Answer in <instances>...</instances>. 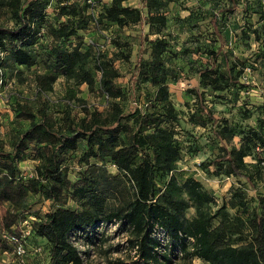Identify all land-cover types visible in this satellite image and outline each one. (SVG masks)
<instances>
[{"label":"trees","instance_id":"16d2710c","mask_svg":"<svg viewBox=\"0 0 264 264\" xmlns=\"http://www.w3.org/2000/svg\"><path fill=\"white\" fill-rule=\"evenodd\" d=\"M48 1L0 0L12 22L0 23V80L8 68L32 66L40 55L37 43L47 34L51 41L45 48V61L49 66L65 80L85 83L88 91L97 84L107 105L84 108L83 117H64L55 126L45 111L35 113L26 103H14L15 116L28 125L14 132L8 148L0 140V251L12 250L14 244L7 237L18 235L20 223L32 216L27 244L32 237L46 239L53 264H82L69 234L114 222L126 226L128 242L141 264H171L174 259L190 264L193 258L209 264H264V138L251 127L241 133L238 144H230L232 128L227 120L214 116L200 90L221 92L248 86L225 55L226 42L216 15L209 21L218 45L210 51V63L195 71L197 85L190 89L195 109L188 116L200 126L210 121L220 144L209 161L214 169L205 168L206 172L236 181L220 196L204 190L193 176L180 180L175 173L181 147L171 122L177 112L167 86L170 70L164 53L169 43L160 36L167 23L160 9L172 0H143L144 10L125 5V0H110L102 20L93 18L96 28L101 21L118 27L140 26L136 59L125 89L116 82L118 71L111 59L99 54L92 58L93 46L82 48L78 33L91 20L85 10L93 15L97 3L104 0H92L93 4L61 0L55 21L45 15ZM228 1L231 11L236 2ZM73 37L76 43H71ZM221 51L222 62H217ZM91 62L100 71L97 81ZM55 79L56 74L36 73L37 91L50 90ZM141 93L145 103L139 104ZM117 100H128L131 105L123 107ZM80 145V168L72 181L65 161ZM246 157H253L254 163ZM27 158L36 165L32 174L24 176L19 164ZM107 164L114 166L116 174L109 172ZM124 179L131 187L129 195L121 185ZM251 190L253 196H249ZM31 196L42 198L47 209L32 211ZM221 196L225 198L220 202ZM249 198L254 203L247 209ZM67 200L74 206L66 205ZM189 206L194 214L186 217Z\"/></svg>","mask_w":264,"mask_h":264},{"label":"rangeland","instance_id":"374dc122","mask_svg":"<svg viewBox=\"0 0 264 264\" xmlns=\"http://www.w3.org/2000/svg\"><path fill=\"white\" fill-rule=\"evenodd\" d=\"M61 0H49L45 15L55 21L57 8ZM68 4L82 3L81 0H65ZM143 0H125L124 4L133 7H142ZM231 11V3L228 0H172L160 9L167 17V23L160 36L165 37L169 43L168 50L164 53L166 66L170 70L167 81L169 100L173 104L177 114L171 121L178 140L181 152L177 161L176 176L183 180L187 176H193L200 181L206 191H214L225 194L232 188L236 181L233 179H220L206 172L214 169L210 160L219 152L220 144L211 130V122L204 126L196 125L189 120V114L195 109V97L190 92L197 85L195 71L210 63L211 53L218 45L212 34V25L209 21L212 15H216L217 23L225 38V55L232 63H235L234 72L239 71L240 81L248 85L245 89L238 87L226 91H214L201 87L204 103L219 120H227L233 130L230 144H238V139L243 131L254 127L264 138V0H235ZM67 3V2H66ZM110 0L99 1L90 14L88 9L85 14L91 17L85 27L78 30L83 42V47L93 46V57L99 56L111 59L118 71L116 82L122 88H127L129 77L136 59L140 26L129 24L118 27L106 21L98 22L97 28L92 24L93 18L102 20V13ZM65 16L59 17L64 19ZM0 23L10 25L8 13L3 5H0ZM147 31V25L143 26V32ZM37 43L36 51L39 57L32 66H21L18 69L8 68L4 71L0 80V140L6 148L14 132L26 128L28 121L17 118L12 110L15 102L28 104L35 113L40 110L51 116L55 126L60 124L64 117L79 119L84 116V108L102 109L107 105V98L94 86L88 91L85 83H78L56 73L45 61V48L50 43V37ZM155 35H149L154 38ZM71 43H76V38H71ZM66 42L64 46L68 45ZM40 45V46H39ZM128 54V59L122 55ZM93 60V59H92ZM217 62H222V51L217 57ZM91 73L97 81L100 71L97 64L91 62ZM36 73L56 74L51 89L38 92L35 82ZM148 91L152 88L147 85ZM123 107L130 106L128 100H117ZM139 104L145 103L142 93ZM145 105V104H144ZM217 124V123H216ZM221 124V123H220ZM82 145V144H81ZM79 150L70 155L65 163L68 165V177L74 181L78 177L80 162ZM253 157H246L249 163ZM201 162L200 167L197 163ZM36 161L27 158L19 164L21 174L26 176L33 172ZM206 168V169H205ZM110 173L116 174L113 165L107 164ZM121 184V183H120ZM124 192L131 191L129 182L122 180ZM249 196H253L251 190ZM126 195V196H127ZM125 196V194H124ZM220 196V195H219ZM224 196L220 197V202ZM29 201L32 211H45L47 203L37 196H31ZM219 202V203H220ZM254 201L249 198L247 209H250ZM66 205L74 206L67 200ZM235 209H229L233 213ZM241 213V209L238 210ZM194 214L193 206L185 211L186 217ZM69 241L77 248L82 264H141L134 248L128 242L129 236L126 226L121 222L100 224L86 231H72L68 236ZM166 243V240L165 242ZM35 245L42 247L39 255L28 256V264H53L48 254V243L42 237H32L28 242V248ZM176 252V251H175ZM177 253V252H176ZM7 256V255H5ZM5 258V257H4ZM171 264H184L183 261L174 259ZM190 264H209L199 258H193Z\"/></svg>","mask_w":264,"mask_h":264},{"label":"built area","instance_id":"2783aa9c","mask_svg":"<svg viewBox=\"0 0 264 264\" xmlns=\"http://www.w3.org/2000/svg\"><path fill=\"white\" fill-rule=\"evenodd\" d=\"M87 2L91 4L94 3L92 0H87ZM30 219H33V217L29 216V218L24 219L20 223L18 235L11 234L9 237H7L9 242H12L14 246L10 252L0 251V264H28L27 258L29 254L39 255L41 253L42 247L40 245H35L31 249L28 248L27 239L30 235L31 229L29 222Z\"/></svg>","mask_w":264,"mask_h":264}]
</instances>
